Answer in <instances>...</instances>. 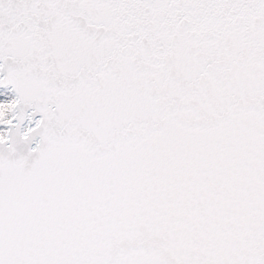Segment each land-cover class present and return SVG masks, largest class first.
<instances>
[{"label":"snow or ice","instance_id":"6c2138e0","mask_svg":"<svg viewBox=\"0 0 264 264\" xmlns=\"http://www.w3.org/2000/svg\"><path fill=\"white\" fill-rule=\"evenodd\" d=\"M0 264H264V0H0Z\"/></svg>","mask_w":264,"mask_h":264}]
</instances>
